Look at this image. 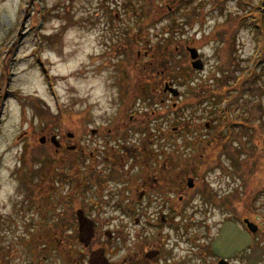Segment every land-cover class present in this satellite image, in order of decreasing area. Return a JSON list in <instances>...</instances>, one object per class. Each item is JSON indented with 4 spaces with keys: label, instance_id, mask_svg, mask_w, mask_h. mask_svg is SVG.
I'll list each match as a JSON object with an SVG mask.
<instances>
[{
    "label": "rangeland",
    "instance_id": "1",
    "mask_svg": "<svg viewBox=\"0 0 264 264\" xmlns=\"http://www.w3.org/2000/svg\"><path fill=\"white\" fill-rule=\"evenodd\" d=\"M190 48L202 69L192 67ZM224 107L231 124H250L253 148L245 130L229 137L218 126ZM117 121L127 142L173 138L176 200L200 207L236 198L242 212L251 199L264 213V2L0 0V264L74 263L77 232L54 234V207H40L62 202L61 227L74 228L75 209L98 187L80 165L87 151L76 163L72 150L40 139L84 132L89 149L90 131L115 132ZM238 159L250 161L245 184L229 168ZM190 169L199 176L193 189L178 176Z\"/></svg>",
    "mask_w": 264,
    "mask_h": 264
},
{
    "label": "flooded vegetation",
    "instance_id": "2",
    "mask_svg": "<svg viewBox=\"0 0 264 264\" xmlns=\"http://www.w3.org/2000/svg\"><path fill=\"white\" fill-rule=\"evenodd\" d=\"M119 118L118 115L114 120ZM115 123V127H118L115 132L92 129L89 137H92L94 147L89 149L86 145L90 139H86L88 142L80 140L81 136L84 138V132L78 137L74 134L72 137L56 134L59 146L55 148L56 152L63 153L68 148L74 153L73 161L79 163L78 153L86 154L87 151L80 163L86 166L89 172L87 177L94 176V182L97 175L93 171H96L105 179L98 175L100 184L92 182L93 186L98 187L97 191L91 193L92 198L85 205L73 211L76 220L74 228L72 225L61 227L62 202L50 201L44 205V209L40 207L44 214L49 213L48 207H54L55 211H50L56 220L50 228L54 234L75 230L78 236L80 214L92 222L90 242L82 245L83 249L77 253L73 264H92L90 257L97 249H103L108 264H264L263 211H255L253 205L248 203L244 205L245 211L239 212L236 198L230 202L204 200L200 207H192V202L185 200L187 196L181 194L176 200L174 162L178 149L174 148L173 138L158 141L163 140L162 136L167 133H158L159 136L147 133V137L143 133L144 136L127 142L119 131L125 123ZM48 135L44 144L54 146ZM98 136L104 137L101 148V141L96 138ZM127 143H130V147ZM190 167L195 170L194 165ZM191 169L192 174L180 173L178 176L184 177L187 186L193 189L199 176ZM178 180L184 183L182 179ZM190 180L192 186L188 185ZM105 181L108 184H103ZM202 185L200 183L198 188ZM181 192L185 190L181 189ZM196 214L200 215L198 222L195 220ZM115 219H118V224L114 227ZM226 224L239 228L237 234L240 232V236L235 237L234 243H241L240 250L234 249L235 245L230 242L232 239L214 248ZM116 254L117 259L114 258ZM256 257L257 261H254Z\"/></svg>",
    "mask_w": 264,
    "mask_h": 264
},
{
    "label": "water",
    "instance_id": "3",
    "mask_svg": "<svg viewBox=\"0 0 264 264\" xmlns=\"http://www.w3.org/2000/svg\"><path fill=\"white\" fill-rule=\"evenodd\" d=\"M190 57L193 60L192 66L196 69H202L203 68V63L201 59L198 58V52L195 48H190L189 49ZM174 94H176V90H172ZM53 140H55V137H52ZM57 145V144H56ZM79 222H80V239L84 241L85 243H88L90 238L92 237V223L86 219L84 216L81 214L79 215ZM237 227H231L230 225L225 226L223 229L222 235H220L219 239L215 242L214 248L218 247V245L225 244L226 241H229V239H232V242L234 246V249L240 250L241 248V243L236 245L234 243V239L236 236H240L237 234ZM254 261H257V257L254 258ZM91 263L92 264H107L108 261L104 258L102 250H97L93 252L92 257H91Z\"/></svg>",
    "mask_w": 264,
    "mask_h": 264
},
{
    "label": "trees",
    "instance_id": "4",
    "mask_svg": "<svg viewBox=\"0 0 264 264\" xmlns=\"http://www.w3.org/2000/svg\"><path fill=\"white\" fill-rule=\"evenodd\" d=\"M246 102H247V104L250 103V102H248V101H246ZM227 108H228V107H227ZM227 115L230 116L229 112H227ZM219 119L222 120V119H223V116L220 115ZM222 121H223V120H222ZM237 122L240 123L241 125H243V124H244V125H250V124L247 123V122H243V124H242V122H239V121H237ZM244 125H243V128H240L241 130H240V129L235 130V129H232V128H231V131L228 130V131H229V134H227V135H228L229 137H233L232 134H234V136L237 135V133H236L237 131H238V133H239V131H244V130H245V131H246V133H245V134H246V137L249 139V140L247 139V140H248L247 144L249 145L250 148H253V145H251V142H252L251 139L253 140V136H252V137L250 136L251 133L253 132V129H249V128H246V127L244 128ZM238 135H240V134H238ZM240 136H241V135H240ZM247 154H249V153H245V155H247ZM246 163H247V165H249L250 161L247 160ZM237 168L239 169V173H241V171H243V170H242L243 167H242V165H241L240 163L237 165Z\"/></svg>",
    "mask_w": 264,
    "mask_h": 264
},
{
    "label": "bare ground",
    "instance_id": "5",
    "mask_svg": "<svg viewBox=\"0 0 264 264\" xmlns=\"http://www.w3.org/2000/svg\"><path fill=\"white\" fill-rule=\"evenodd\" d=\"M133 77L131 76L130 79H132ZM134 79V78H133Z\"/></svg>",
    "mask_w": 264,
    "mask_h": 264
}]
</instances>
